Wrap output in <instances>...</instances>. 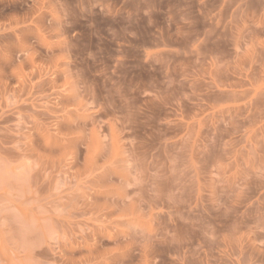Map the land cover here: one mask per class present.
<instances>
[{"label":"rangeland","instance_id":"rangeland-1","mask_svg":"<svg viewBox=\"0 0 264 264\" xmlns=\"http://www.w3.org/2000/svg\"><path fill=\"white\" fill-rule=\"evenodd\" d=\"M0 264H264V0H0Z\"/></svg>","mask_w":264,"mask_h":264}]
</instances>
